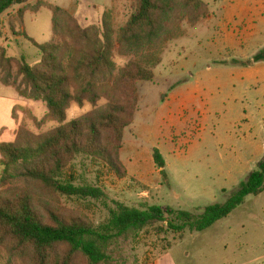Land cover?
Wrapping results in <instances>:
<instances>
[{"label":"rangeland","instance_id":"374dc122","mask_svg":"<svg viewBox=\"0 0 264 264\" xmlns=\"http://www.w3.org/2000/svg\"><path fill=\"white\" fill-rule=\"evenodd\" d=\"M202 1L208 15L195 25L178 20L179 31L172 39L152 48L123 45L114 49L113 74L130 61L158 56L153 78L137 81L133 122L123 132L119 156L126 176L118 178L106 167L79 157L66 175H72L75 184L98 186L106 199L49 196L33 187L39 205H53L60 213L94 224L104 220L107 208L116 203L196 213L224 200L257 167L264 156V61L248 65L241 61L264 48V0ZM46 4L65 9L83 29L100 25L108 11L116 36L132 11L133 0L15 4L2 16L0 47L6 56L23 57L29 64L40 61L39 50L23 33L38 44L53 38L52 13ZM63 20L57 18L56 37L70 42ZM17 86L23 87L15 64L9 75L0 67V131L17 122L15 136L22 143L35 142L58 122L47 115L43 101L20 96ZM13 95L17 101L11 108ZM113 97L104 86L95 103L71 102L66 120L105 109ZM154 149L165 161L168 182L153 161ZM114 259L115 264H264V191L247 196L202 231L144 229L123 241Z\"/></svg>","mask_w":264,"mask_h":264},{"label":"trees","instance_id":"16d2710c","mask_svg":"<svg viewBox=\"0 0 264 264\" xmlns=\"http://www.w3.org/2000/svg\"><path fill=\"white\" fill-rule=\"evenodd\" d=\"M24 2L0 0V35L3 14ZM46 6L52 13L53 38L38 44L23 33L39 50L38 63L6 56L0 47V67L9 75L15 64L21 76L23 87L17 86L18 94L43 101L47 115L58 122L35 142L22 143L16 135L14 141L0 143V264H115L114 254L121 243L144 229L153 228L158 233L167 229L177 233L202 231L231 213L247 196L264 191L263 156L224 200L207 204L196 213L170 206L116 203L107 208L104 220L94 224L60 213L53 205H39L33 187L49 196L106 199L98 186L75 184L72 175H66L76 158L90 159L118 178L127 174L119 156L123 132L133 122L137 81L153 78L158 56L145 62L130 61L113 74L114 49L123 45L152 48L178 33V20L195 25L208 15L202 0H133L132 11L115 36L108 11L100 25L83 29L65 9ZM177 7L181 10L176 11ZM18 17L23 18L22 10ZM57 18L64 19L70 42L56 37ZM258 61H264V48L241 64ZM104 86L114 96L105 109L66 120L71 102L95 103ZM153 161L168 182L165 161L157 149L153 150Z\"/></svg>","mask_w":264,"mask_h":264},{"label":"crops","instance_id":"0c3cea01","mask_svg":"<svg viewBox=\"0 0 264 264\" xmlns=\"http://www.w3.org/2000/svg\"><path fill=\"white\" fill-rule=\"evenodd\" d=\"M14 98H12L9 102H10V107L12 108V104H14L17 101V97L16 95H13ZM17 122L15 123V125L12 126L11 129L9 130H2L0 131V143L3 142H12L15 138V133L17 130Z\"/></svg>","mask_w":264,"mask_h":264}]
</instances>
